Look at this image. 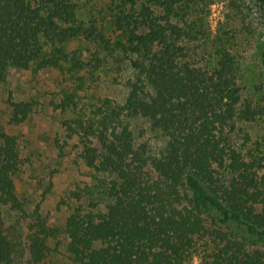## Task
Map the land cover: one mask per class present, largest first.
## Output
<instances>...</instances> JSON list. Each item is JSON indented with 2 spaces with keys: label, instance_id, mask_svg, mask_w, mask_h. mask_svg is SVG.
<instances>
[{
  "label": "trees",
  "instance_id": "16d2710c",
  "mask_svg": "<svg viewBox=\"0 0 264 264\" xmlns=\"http://www.w3.org/2000/svg\"><path fill=\"white\" fill-rule=\"evenodd\" d=\"M254 2L264 29V0ZM208 5L107 0L101 17L83 20L76 0H0V81L12 69L73 80L55 109L73 112L62 120L65 137L78 139L92 178L62 199L64 226L51 225L39 206L26 211L15 183L25 145L0 130V264H24L26 244L28 264H49L59 245L75 264H194L201 252V264H264V250L246 242L264 241V152L244 151L233 138L239 122L264 127V93L242 97L222 28L215 62L192 59L190 44L209 36L198 17ZM75 40L94 46L89 60L70 48ZM113 56L133 73L124 100L82 105L88 73ZM259 57L264 75V43ZM8 103L13 126L35 109L32 100ZM12 211L30 217L27 238L19 221L6 224Z\"/></svg>",
  "mask_w": 264,
  "mask_h": 264
},
{
  "label": "rangeland",
  "instance_id": "374dc122",
  "mask_svg": "<svg viewBox=\"0 0 264 264\" xmlns=\"http://www.w3.org/2000/svg\"><path fill=\"white\" fill-rule=\"evenodd\" d=\"M76 1L79 5V17L83 20L97 15L101 17L103 9L107 6V0ZM198 17L203 18L202 23L210 31L208 37H202L190 44L192 59L209 65L215 62L214 41L217 39V30L222 28L223 32L229 33L227 41L237 59L242 97L256 99L264 93V75L259 57V50L264 43V29L254 0H209L205 12H201ZM70 48L80 49L86 60L91 58V53L95 50L93 45L81 40L73 41ZM117 59V56L107 58L94 71L93 77L88 73L91 87L80 92L82 105L88 103V100L93 102L92 97H95V101L106 97L115 102L124 100L128 90L126 82L133 73L127 60ZM74 85L67 75L58 74L51 69L39 74L29 70L12 69L7 80L0 81V130L19 136L25 145L22 152L25 163L15 178L17 192L25 202L28 213L39 206L48 222L60 227L64 226L70 214V209L61 204L62 199L69 191L92 183L91 170L79 156L81 146L78 139H66L62 126V120L71 117L73 112L55 109V104L59 103L64 93ZM10 98L35 102L31 116L17 126L9 123ZM145 126L141 125L143 128ZM238 126L240 130L233 135L237 145L244 151L251 149L253 152L260 146L264 152L262 123L239 122ZM145 135L152 141L156 140L149 132ZM58 143L63 147L62 157ZM12 213L11 218L8 215L6 224L11 225L10 223L19 221L23 238H27L30 217H24L18 211ZM62 237L60 240H51L50 245L55 247L58 241H62ZM246 242L249 249L264 250L262 240L247 237ZM58 249L56 256H50L49 264H75L69 259L62 245H59ZM202 250L200 245V251ZM201 254L195 255L194 264L202 263ZM29 258V248L26 244L23 263L28 264Z\"/></svg>",
  "mask_w": 264,
  "mask_h": 264
}]
</instances>
